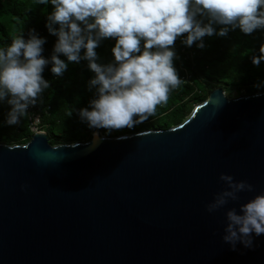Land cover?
Masks as SVG:
<instances>
[{
	"label": "water",
	"instance_id": "obj_1",
	"mask_svg": "<svg viewBox=\"0 0 264 264\" xmlns=\"http://www.w3.org/2000/svg\"><path fill=\"white\" fill-rule=\"evenodd\" d=\"M221 173L253 190L208 212ZM261 190L264 92L217 87L164 130L58 145L33 133L0 143V264H264V236L222 240L226 211Z\"/></svg>",
	"mask_w": 264,
	"mask_h": 264
},
{
	"label": "clouds",
	"instance_id": "obj_2",
	"mask_svg": "<svg viewBox=\"0 0 264 264\" xmlns=\"http://www.w3.org/2000/svg\"><path fill=\"white\" fill-rule=\"evenodd\" d=\"M51 4L46 28L57 37L53 52L41 53L45 38L34 29L23 32L6 47H0V102L10 108L4 123L19 125L29 108L38 103L49 81L42 76L46 65L61 76L68 62H87L94 74L87 87L94 92L88 107L77 114L90 129L106 132L133 128L156 113L158 105L168 102L169 93L183 80L174 67L175 40L204 47L205 36H226L239 29L252 34L264 29V0H35ZM114 38L113 59L100 62L96 48ZM83 50V51H82ZM264 53V45L261 46ZM259 59H264L261 56ZM253 58V63H259ZM264 82L255 85L260 88ZM45 133V131H44ZM96 133H94L95 135ZM10 148V147H9ZM226 185L206 205L213 212L229 200L239 199L241 191H252L246 181H234L221 173ZM222 240L232 248L237 242L251 247L254 236H264V190L229 208Z\"/></svg>",
	"mask_w": 264,
	"mask_h": 264
},
{
	"label": "trees",
	"instance_id": "obj_3",
	"mask_svg": "<svg viewBox=\"0 0 264 264\" xmlns=\"http://www.w3.org/2000/svg\"><path fill=\"white\" fill-rule=\"evenodd\" d=\"M51 4H36L35 0H0V47H6L11 40L23 32L27 37L29 30L45 38L42 55L51 56L57 39L46 28L47 15L52 11ZM183 36L174 42L176 56L174 67L183 82L169 93L168 102L158 105L156 113L141 124L129 129L112 130L90 129L81 122L77 110L88 107L94 92L87 87L94 75L87 67L86 61L79 64L68 62L61 76L50 71L46 65L42 76L49 81L40 100L34 105L39 115L40 128L45 131L50 145L87 142L93 132L112 137L137 133L146 130H164L182 122L194 106L202 103L210 92L220 87L228 98L264 92V86L255 85L264 82V29L252 34H244L238 28L229 30L226 36L203 37L204 47L182 43ZM114 38H108L96 48L100 62L107 63L113 59L111 48ZM83 51V50H82ZM253 58L259 59L254 64ZM189 77H188V76ZM187 76V77H185ZM184 77V78H183ZM10 106L0 102V143L5 145L25 144L32 136L26 114L19 125L4 123Z\"/></svg>",
	"mask_w": 264,
	"mask_h": 264
},
{
	"label": "built area",
	"instance_id": "obj_4",
	"mask_svg": "<svg viewBox=\"0 0 264 264\" xmlns=\"http://www.w3.org/2000/svg\"><path fill=\"white\" fill-rule=\"evenodd\" d=\"M188 76V75H187ZM185 76V77H187ZM189 77V76H188ZM184 78V77H183ZM28 115V121H29V130L31 131V133H37V132H44L41 128H40V124H39V115L35 112L34 110V106H31L27 112Z\"/></svg>",
	"mask_w": 264,
	"mask_h": 264
},
{
	"label": "rangeland",
	"instance_id": "obj_5",
	"mask_svg": "<svg viewBox=\"0 0 264 264\" xmlns=\"http://www.w3.org/2000/svg\"><path fill=\"white\" fill-rule=\"evenodd\" d=\"M104 136V135H103Z\"/></svg>",
	"mask_w": 264,
	"mask_h": 264
}]
</instances>
